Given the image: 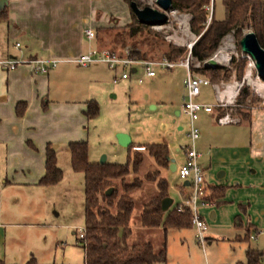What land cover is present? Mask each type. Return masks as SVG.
Instances as JSON below:
<instances>
[{"label": "crops", "instance_id": "obj_1", "mask_svg": "<svg viewBox=\"0 0 264 264\" xmlns=\"http://www.w3.org/2000/svg\"><path fill=\"white\" fill-rule=\"evenodd\" d=\"M125 3V0L7 1L6 16L0 19V60L42 58L54 59L57 64L46 73H34L28 63L13 69L0 65V260L6 263L23 264L31 256L36 264L63 262L61 246L58 249L60 256L55 255L56 261L50 259L58 241L54 242L52 237L48 239L46 228L51 224L47 223L45 208L40 209L50 187L37 183L44 174L45 147L47 143L67 145L71 141H84L80 126L91 119L84 116L83 110L85 102L95 94L87 92L82 99H77L75 86L65 89V77L70 74V63L96 47L95 40L85 38L84 30L125 24L116 19L125 10ZM6 41H11L12 46L8 47ZM16 42L18 47L14 46ZM90 75L89 82L97 84L92 87L95 90H103L108 85L107 81H99L94 72ZM237 94L238 90L235 101ZM18 101L26 104L20 116L15 113ZM221 109L214 107L210 112L201 111L204 113L201 126H205L206 135L197 145L201 147L198 163L206 195L213 188H222V194L201 205L199 215L207 223L205 240L227 243L232 253L231 256L228 252L214 264H235L245 261V258L234 259L235 244L248 242L251 231L255 233L252 238L255 245L245 243L244 257L247 247L264 252V245L261 246L258 240L264 235V98L246 114H235L239 118L237 123L219 124L216 118L222 113ZM129 138L133 149H142L141 145L148 144L133 143ZM162 143L168 149V168L177 172L184 160L181 145L168 140ZM174 150V156L170 157L169 153ZM160 170L163 175L165 169ZM184 181L181 180L178 201L168 194L171 201L167 210L189 193L186 189H190L189 185H184ZM34 227L42 230L36 236V245L23 246L24 232ZM156 228L161 229L165 242L164 264H196L190 250L195 236H187L192 225L165 231L160 226ZM169 233L170 241L167 239ZM246 234L248 238H245ZM143 240L141 242L152 243L151 239ZM81 249L80 256L85 264Z\"/></svg>", "mask_w": 264, "mask_h": 264}, {"label": "rangeland", "instance_id": "obj_2", "mask_svg": "<svg viewBox=\"0 0 264 264\" xmlns=\"http://www.w3.org/2000/svg\"><path fill=\"white\" fill-rule=\"evenodd\" d=\"M135 1L139 7L151 6L156 8L155 0H131ZM126 8L117 16L118 23H127L131 19L129 7L125 3ZM175 13L167 12V21L162 25L150 26V30L157 32L164 41L182 47L186 50L191 42H194L199 35L191 32L189 27V20L191 15L187 12L174 10ZM224 15L221 0H214L213 2V16L215 19H222ZM115 19V21H116ZM118 25V24H117ZM252 31L248 22L242 28V32ZM242 33V34H243ZM263 36L259 39L264 47V30ZM8 47H11V41H6ZM5 44V45H6ZM237 42L233 32L227 33L221 39L219 46L224 52H227L234 62L229 63L225 67L230 70L228 78H220L217 81H237L241 86H246L248 89V97L244 104L239 107L237 103L235 106L228 107V111L232 114H237L238 108L246 112L250 107H254L264 98V87L261 91L254 89L255 82H259L255 67L248 64L249 57L243 54L236 46ZM128 47H124L122 52L125 54ZM184 52L176 60L185 57ZM213 51L207 52L210 55ZM192 64L195 62L192 59ZM240 64V67L238 66ZM251 67L252 77L250 81L245 79V70ZM240 68V69H238ZM199 69V68H198ZM70 74L65 77L64 87L75 86L77 99H82L87 92L94 93L95 99L99 105L98 115L91 120L85 121L80 126L82 140L87 142V157L91 162H100L102 156L104 161L109 163H124L127 159V147L118 144L116 134L123 132L131 137L133 143H151L165 140L171 141L174 145L180 146L188 142L186 132L188 130L187 116L181 112V104L183 102L182 95L184 94L183 78L185 70L183 67L175 65L169 70L157 69V75L152 79H145L143 83L137 84L131 80L120 78V70L109 69L104 63H92L89 67L79 66L77 63H70ZM95 73L99 81H107L108 85L103 90H95L92 88L97 84L89 82L90 74ZM196 73L201 74L199 71ZM116 79L113 81V79ZM264 86V81L260 80ZM67 86V87H66ZM240 86V87H241ZM199 102L214 103V92L210 86H201L200 94L195 98ZM204 113H199L196 120V125L199 127L200 137L196 140V149L200 151L201 147L197 146L205 138V126H201ZM179 125L182 128H179ZM206 131V130H205ZM57 152V165L62 170L61 179L47 188L46 198L42 199L40 209L45 208L47 223L51 226L47 227L48 239L52 237L54 242H57V249L55 254L51 252V261L57 259L59 250H64L63 264H83L80 256L82 250L81 243L76 239L78 231L84 228L83 217V174L81 172L73 171L70 162L69 154L66 145L57 142L52 144ZM143 153V161L136 172L130 173L126 176V181H130L134 176L143 179L144 173L148 170L157 168L152 158L149 157L146 151ZM176 151L169 153L170 157L174 156ZM198 163V159H197ZM199 165V163H198ZM203 174V173H202ZM163 175L167 180L168 194L174 199L179 200V191L181 180L177 176V172L171 171L170 168L163 171ZM119 185V180L115 181ZM188 192L190 189L186 188ZM156 192V186L153 181L143 180L142 186L130 192L134 200V207L130 217V228L132 235L127 239L128 244L144 241L143 239H151L155 249L160 246L163 235L160 228L152 227L145 229L139 224V213L142 203ZM201 205L198 204V214L200 213ZM53 211L56 214H53ZM207 225V223H206ZM28 232H24L23 246L30 247L36 245V236L42 232L41 227H34ZM146 230V231H143ZM145 232V233H144ZM250 234L255 235L251 231ZM195 236V228L192 226L187 231V236ZM169 236V237H168ZM167 239L170 241V233ZM206 236V234H205ZM146 237V238H145ZM195 238V237H194ZM209 240V241H208ZM261 246L264 245V235L258 239ZM35 242V244H34ZM191 255L196 264H214L222 259L229 251L227 243L216 242L214 239H206L203 245L192 241ZM255 245V239L250 238L249 241H244L243 244H235L234 259L244 260V248L246 244ZM239 245V246H238ZM260 245V244H259ZM54 246V243L52 244ZM54 255V256H53ZM55 255L57 256L55 258ZM59 261V260H57ZM58 263V264H60Z\"/></svg>", "mask_w": 264, "mask_h": 264}, {"label": "trees", "instance_id": "obj_3", "mask_svg": "<svg viewBox=\"0 0 264 264\" xmlns=\"http://www.w3.org/2000/svg\"><path fill=\"white\" fill-rule=\"evenodd\" d=\"M131 0H125L129 7ZM214 2V0H213ZM223 6V18L215 19L213 16V4L210 20L207 23L208 12L204 5L209 0H171V9L187 12L191 15L189 27L192 33L199 35L191 47L192 55L201 60L206 53L214 51L223 36L233 32L236 46L239 47V39L242 36V28L248 22L255 33L259 44L260 36L264 30V0H221ZM6 7L0 9V19L6 16ZM131 19L129 22L117 25L116 23L105 27H98L95 32L96 48H107L118 55H123L122 50L128 47L127 56L137 59H158L166 57L176 60L186 50L174 46L162 39L150 26L137 21L129 7ZM264 48V47H263ZM234 58L229 63H233ZM240 67V64H238ZM240 69V68H238ZM202 75L210 81L220 78H228L230 70L222 65L204 66L199 69ZM248 89L241 86L236 96L237 106L241 107L248 97ZM83 114L87 119H93L98 115L99 105L94 99L86 102ZM25 102L18 101L15 105L16 115H22ZM241 105V106H240ZM223 113V109H221ZM243 115L242 109L236 110ZM142 149H133L134 145L127 147V159L124 163L91 162L87 157L86 141H71L66 147L69 154V162L73 171L83 174V217L84 238L80 240L84 250L85 264H164L165 242L162 240L160 248L155 250L151 242L128 244L127 239L131 234L129 225L134 200L130 192L142 186L143 180L153 181L156 192L142 205L139 213V224L142 227H158L163 231L167 228H184L191 225V212L181 202L170 209L163 210L161 202L168 197L166 178L161 175L160 169L168 168V149L163 143H148L141 145ZM152 158L157 168L144 173L143 179L134 176L126 181V176L136 172L142 161L143 153ZM62 177V170L57 165L56 150L47 143L45 147L44 174L39 178L38 184L49 186L57 183ZM119 180V185L115 181ZM111 187L109 195L105 191ZM222 194V188H213L210 194L205 195V200L212 201ZM248 238V234L245 235ZM264 252L247 247L245 249V261H237L235 264H261ZM0 264H9L0 260ZM23 264H36L33 256Z\"/></svg>", "mask_w": 264, "mask_h": 264}, {"label": "built area", "instance_id": "obj_4", "mask_svg": "<svg viewBox=\"0 0 264 264\" xmlns=\"http://www.w3.org/2000/svg\"><path fill=\"white\" fill-rule=\"evenodd\" d=\"M213 0H209V3L204 5V9L208 12L207 23L210 20L212 13ZM84 35L87 40H94L95 32L91 28L84 30ZM191 42L187 47L185 57L179 60H170L166 57L158 59H137L127 56V54L118 55L115 52L110 51L107 48L93 47L79 55L74 61L79 66L87 67L92 63H104L109 69H120V78L130 79L140 84L144 81V78H151L155 76L157 69L169 70L175 65L181 66L185 70V76L183 79L184 94L182 95L181 112L187 116L188 130L186 136L188 142L180 147L184 151V160L177 169L178 178L180 180H188L190 192L182 198L181 203L187 206L191 212V225L195 228V239L197 243L203 245L205 242V233L207 230L206 222L198 214V204L205 205L208 203L205 200L206 190L202 171L197 163V159L200 156V152L196 149V140L199 138V128L196 125L198 113L200 111L210 112L214 107H221L224 112L217 116L216 121L219 124L237 123L239 121L238 116L228 111V107L236 105L234 99L237 90L240 88L241 83L237 81H220L211 82L206 76L196 73L195 69L209 65L210 59H213L216 64L226 66L229 64L231 56L219 50L218 47L205 58L198 60L191 53ZM15 47L19 46V43L14 44ZM192 59L195 62L192 64ZM248 64L254 62L251 58H248ZM28 63L32 66L34 73H46L49 69L54 68L57 61L54 59H24L21 57H12L0 60V65L7 69H13L19 64ZM116 79L114 78L113 81ZM209 85L214 91L215 102L214 103H202L196 101L195 98L200 94L201 86ZM262 82H255L254 89L258 92L263 88ZM85 235L84 228L80 229L77 234V239L83 240ZM255 235L250 234L249 238H254ZM261 264H264V255L261 258Z\"/></svg>", "mask_w": 264, "mask_h": 264}, {"label": "water", "instance_id": "obj_5", "mask_svg": "<svg viewBox=\"0 0 264 264\" xmlns=\"http://www.w3.org/2000/svg\"><path fill=\"white\" fill-rule=\"evenodd\" d=\"M8 0H0V9L7 4ZM156 8L151 6L139 7L135 1L129 2V7L136 17L137 21L141 24L148 26L162 25L167 21V12L171 11V0H155ZM240 51L251 58L254 62L257 77L264 81V48L259 44L256 35L253 31H247L242 34L239 41ZM217 65L213 59H210L209 65ZM117 142L124 147L130 145V138L128 134L120 132L116 134ZM104 162L103 156L100 159V163ZM184 185H189L188 180H185ZM112 188L109 187L105 194L109 195ZM170 199L167 197L162 200L161 208L166 210L170 204Z\"/></svg>", "mask_w": 264, "mask_h": 264}, {"label": "bare ground", "instance_id": "obj_6", "mask_svg": "<svg viewBox=\"0 0 264 264\" xmlns=\"http://www.w3.org/2000/svg\"><path fill=\"white\" fill-rule=\"evenodd\" d=\"M170 12L172 14L175 13V11L173 9ZM219 50H222V48H220ZM244 75H245V79L246 80H249V81L251 80L250 77H252L251 76L252 75V70H251V67L250 66L247 67V69L245 70V74Z\"/></svg>", "mask_w": 264, "mask_h": 264}]
</instances>
